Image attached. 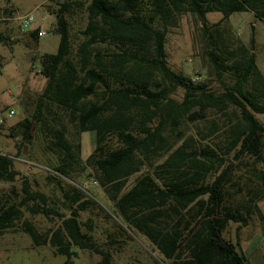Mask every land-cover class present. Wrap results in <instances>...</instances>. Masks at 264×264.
I'll list each match as a JSON object with an SVG mask.
<instances>
[{
    "label": "trees",
    "instance_id": "obj_1",
    "mask_svg": "<svg viewBox=\"0 0 264 264\" xmlns=\"http://www.w3.org/2000/svg\"><path fill=\"white\" fill-rule=\"evenodd\" d=\"M66 7L59 3L55 13V52L38 57L44 84L33 96L23 93L25 116L7 128L8 136L17 137L15 154L46 167L60 202L54 205L23 176L19 201H0V231L12 228L23 210L54 214L59 223L44 233L27 220L21 223L33 245L48 244L65 264L74 253L71 246L97 253V264H110L109 253L89 233V217L78 219L82 211L109 212L60 177L85 175L109 201L111 213L143 235L165 264H249L237 238L232 242L223 231L229 222L238 230L252 214L264 223L257 204L264 198V124L254 115L264 113V77L252 52L253 34L249 49L221 23L240 11L264 22V0H87L75 44ZM211 11L220 12V19L196 26L208 73L220 90L166 60V34L179 16L189 13L197 24ZM177 88L178 100L172 97ZM211 111L215 115L208 119ZM197 120L208 123L197 131L202 141L218 134L213 146L197 145L184 134L181 126ZM86 131L93 146L82 158L80 134ZM245 156L251 159L243 161ZM240 163L248 170L241 185L231 173ZM17 173L12 158L0 154V181L11 182ZM243 188L245 196L235 199Z\"/></svg>",
    "mask_w": 264,
    "mask_h": 264
},
{
    "label": "rangeland",
    "instance_id": "obj_2",
    "mask_svg": "<svg viewBox=\"0 0 264 264\" xmlns=\"http://www.w3.org/2000/svg\"><path fill=\"white\" fill-rule=\"evenodd\" d=\"M86 1L62 0V2H67L63 14L67 20L71 41L74 44L82 37L81 30L86 20L83 4ZM59 3L58 0H0V7L5 8L0 10V109L9 105L13 106L15 110V115L6 122L1 132L0 150L12 156L13 168L18 171L13 181H1V202L8 201L16 204L19 201L23 195L21 190L23 176L27 177L32 189H37L48 195L50 199L52 198L55 202L54 205H59L60 202V189L54 180L49 179L46 167L29 156L15 154L17 137L7 135L8 126L25 116L22 104L23 93L27 91L30 96H33L40 91L44 84L45 78L38 72V57L42 53H53L57 48L59 34L53 29L56 25L55 13L59 8ZM30 10L34 14L31 28L20 31L16 17ZM220 17V12L211 11L206 14L203 20L200 19L197 24H194L192 15L184 13L179 16L177 26L166 34L165 39L168 65L176 71H182L184 74L192 76L195 80L207 79L209 87L215 90H220V84L212 74L208 73L210 65L202 53V42L196 25L204 20L211 23L212 20H218ZM251 24H253L252 29ZM221 25L230 28L249 49V37L251 33L253 34L252 52L255 63L264 77V22L249 12L240 11L231 13L229 20L222 22ZM33 29H41L44 34L33 36L30 34ZM181 95L182 89L177 88L172 97L178 100ZM214 115V112H208V119ZM254 115L264 124V113H254ZM207 125L205 120H197L193 123L187 122L181 127L185 135L191 134L199 142L197 145L206 143L213 146L218 134L210 137L209 140L202 141L197 132L199 129L204 131ZM80 141V154L84 158L93 146L91 133L82 132ZM26 149L28 148L25 146V151ZM28 150L30 154V148ZM229 156L231 153L227 157ZM242 159L244 161L251 158L245 156ZM231 173L232 179L237 180L241 185L246 181L248 170L243 163H240L239 168L234 167ZM135 175L128 177L127 185L132 183ZM60 177L64 182L85 190L105 211L109 212V216H104L98 210L82 211L79 212L78 219L84 221L86 217H89V233L93 236L96 245L109 253L110 264H165L161 260V255L152 248L143 235L129 230L111 213L109 201L96 183H92L93 180L90 177L85 175H80L77 178ZM209 178L211 179L212 176ZM244 194L245 188L236 193L235 199L240 200L245 196ZM49 202L52 204L51 200ZM24 220L29 221L38 233H44L59 223V218L54 214L46 216L23 210L21 217L12 228L0 231V264H65L64 256L54 253L48 244H32L27 233L21 228V223ZM118 224L124 230L119 229ZM236 224L229 222L223 231L224 238L232 242L237 238L236 247L249 264H264V223L259 220L257 215L252 214L248 218L247 224L238 230H236ZM71 250L74 253L68 264L98 263L99 255L91 250L76 246H71Z\"/></svg>",
    "mask_w": 264,
    "mask_h": 264
},
{
    "label": "built area",
    "instance_id": "obj_3",
    "mask_svg": "<svg viewBox=\"0 0 264 264\" xmlns=\"http://www.w3.org/2000/svg\"><path fill=\"white\" fill-rule=\"evenodd\" d=\"M16 20L18 22V28L20 31H26L29 28H31L32 22L34 21V14L33 11L30 10L26 13H23L21 15H18L16 17ZM44 34V31L41 29H38L36 32L37 36H42ZM15 115V110L13 107H5L3 109H0V138H1V132L3 130V127L5 126L6 122H8L13 116ZM0 154H6L2 150H0ZM8 155V154H6ZM11 158L12 156L9 155ZM30 163V162H29ZM33 164V163H30ZM92 183H95V181H92ZM1 184V181H0Z\"/></svg>",
    "mask_w": 264,
    "mask_h": 264
},
{
    "label": "crops",
    "instance_id": "obj_4",
    "mask_svg": "<svg viewBox=\"0 0 264 264\" xmlns=\"http://www.w3.org/2000/svg\"><path fill=\"white\" fill-rule=\"evenodd\" d=\"M246 12H249L250 14H252L253 15V13L251 12V11H246ZM208 13V12H207ZM206 13V14H207ZM206 16V15H205ZM254 16V15H253ZM229 17H230V15L228 16V20H229ZM220 19V18H219ZM218 19V20H219ZM41 20H43V19H41ZM213 22H215V21H217V20H212ZM212 23V22H211ZM251 25H253V24H251ZM9 106V105H8ZM1 107V106H0ZM9 107H13V106H9ZM264 167V166H263ZM264 202V199L263 200H261V201H259L258 202V207H259V209H260V211H261V214L263 215V218H264V204H263V202Z\"/></svg>",
    "mask_w": 264,
    "mask_h": 264
},
{
    "label": "water",
    "instance_id": "obj_5",
    "mask_svg": "<svg viewBox=\"0 0 264 264\" xmlns=\"http://www.w3.org/2000/svg\"><path fill=\"white\" fill-rule=\"evenodd\" d=\"M58 2H60V3H61V2H62V0H58ZM201 19L203 20V17H202Z\"/></svg>",
    "mask_w": 264,
    "mask_h": 264
}]
</instances>
